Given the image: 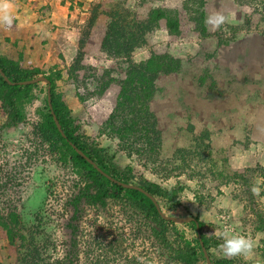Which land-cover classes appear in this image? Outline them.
Returning a JSON list of instances; mask_svg holds the SVG:
<instances>
[{"label": "rangeland", "instance_id": "1", "mask_svg": "<svg viewBox=\"0 0 264 264\" xmlns=\"http://www.w3.org/2000/svg\"><path fill=\"white\" fill-rule=\"evenodd\" d=\"M73 1L72 8L86 18L78 21L77 30L72 29L67 34L66 49L55 69L60 66L58 69L66 72L77 52L81 51L82 62L95 67L96 74L109 71L110 76L116 78L123 77L125 60L105 56L100 50L107 21L103 11L117 3L136 12L138 17L144 16L149 6L155 4L179 11V35H170L162 21L158 31L153 32L147 43L132 55V59L138 61L149 56L151 51L170 52L182 60L179 72L158 80L161 91L151 102V109L158 118L157 126L162 132L161 153L156 156L152 154V159L148 161L133 154L132 161L147 178L163 185L183 187L184 194L179 195L180 205L174 204L172 209H164L165 214L198 215L204 224L205 237L212 245L216 243V247H213L221 254L219 245L222 241L216 233L224 227H231L235 233L251 237L256 244L252 257L248 260L233 258L235 264H264V235L255 230L259 213L264 214V3L260 0H205L206 19L216 12L224 14L227 19L215 31L207 25L210 34L203 37L194 30L188 13L182 8L184 0H156L155 4H141V0ZM97 5H100L98 16L85 36L88 18ZM69 17L63 22L67 29H71L72 24ZM226 24L235 25L237 30L227 44H219L218 35L232 36ZM72 40L74 43H71ZM32 46L43 56L49 54L50 46L57 50L55 44L35 43ZM41 70L47 72L49 69ZM207 72L209 74L205 80L200 81V77ZM85 73L80 71L78 82L73 81L72 88L68 87L65 91L70 94L68 98L75 107L74 114L84 124V131L103 145L113 146L116 140L106 134L100 137L98 132L114 104L118 84L113 81L101 96L87 97L82 101L78 96L94 87V83L85 86L81 82ZM212 78L215 80L214 89L210 88ZM40 85L45 84L40 82ZM38 98L37 109H40L41 95ZM190 125L192 128H189ZM12 127L3 128L0 123L4 138L16 137L17 131L23 129L24 125L19 123ZM203 129L209 132V157L188 161V166H181V157L175 155L176 149L189 147L193 137ZM118 157L126 156L120 152ZM210 158L215 165H211ZM119 160L121 162L122 158ZM216 169L224 170L225 175L231 178L225 179L224 176L219 179L213 174ZM69 170L53 163L48 169L37 170L32 175L21 209L8 213V216L15 214L17 219L12 226V238L0 226L1 264H19V257L25 253L31 256L34 247L39 252L35 260L37 264L64 263V260H60L64 257V249L58 248L56 241L61 240L66 247L67 241L76 235V229L83 231L82 227L89 229L95 226L96 242L92 243L98 245L94 251L102 250L110 245L105 243L110 239L122 241V238L116 239L115 233L118 232L112 228L114 222L127 227L132 240L120 244L123 245L119 246L122 253L114 249V255H109L108 264H179L170 259L165 251L161 252L164 249L155 241L151 230L155 224L142 212L126 209V215L121 212V216L115 207H110L114 201L109 200L103 206L87 200H81L74 206L72 196L59 187L62 177L66 179ZM234 172L245 177L233 175ZM253 189H258V192L254 193ZM184 206L188 209H184ZM176 224L179 230L185 231L186 237L193 236L194 233L184 223ZM77 235L75 238L80 243ZM93 236L94 233L90 237ZM71 243L75 247L73 240ZM128 247L131 254L124 252ZM77 251L80 250L77 248ZM67 264H73L72 260H68ZM200 264L205 263L201 261Z\"/></svg>", "mask_w": 264, "mask_h": 264}, {"label": "trees", "instance_id": "2", "mask_svg": "<svg viewBox=\"0 0 264 264\" xmlns=\"http://www.w3.org/2000/svg\"><path fill=\"white\" fill-rule=\"evenodd\" d=\"M155 1L141 0L140 3L153 2L151 4H155ZM260 2L264 3V0H260ZM204 5L205 0H184L182 5L189 15L188 19L194 24V30L203 37L210 34L205 23ZM99 6L94 8L88 18L85 36L88 35L96 21ZM110 6L103 11L107 21L100 42V50L105 56L125 60V65L122 67L123 77H111L109 71L100 75L96 74L95 67H89L82 62L81 51L77 52L66 72L58 68L49 69L46 72L37 67H27L0 51V68L10 81L29 80L39 74L44 75L50 81L52 110L61 125L64 136L56 127L50 113L46 101V84L43 86L40 83L11 85L0 74V109L5 116L2 127L9 129L15 124L23 123L27 105L36 96L41 95L42 106L37 109L40 120L36 131L48 143L54 162L62 168L71 169L79 176L72 184L74 188H78V191L73 194L71 203L76 206L81 200H87L103 206L109 200L120 204L124 209L138 210L154 222L155 225L151 227V230L155 241L159 242L164 249L161 252L165 251L170 259L179 264H200L201 261L206 264L194 221L184 223L194 233L192 237L188 238L183 229H178L176 223L165 220L159 215L149 197L136 189L124 188L108 179L78 154L69 143L74 144L109 176L143 188L156 199L162 210H167V208L170 210L173 206L180 205L179 195L184 194L183 187L175 184L163 185L147 178L132 161L133 154H136L137 157H144L148 161L152 159L150 157L152 154L156 156L161 153L162 132L157 126L158 118L156 112L151 109V102L161 91L158 80L161 77L173 75L182 68L181 58L170 52L151 51L149 56L138 61L133 60L132 55L137 48L147 43L153 32L158 31L162 21L170 35H179L181 32L179 11L162 4H155L149 6L144 16L138 17L136 12L133 13L120 3ZM225 27L232 31V36L218 35L219 44H227L234 38V31L237 30L233 24H226ZM80 71L86 72L81 81L85 86L88 83H94L92 90H86L84 95L78 96L82 101L87 97L101 96L113 81L118 84L114 104L98 132L100 137L106 134L112 140H116L113 146L111 144L103 145L96 138L88 135L84 131V124L74 114L75 107L71 104V100L68 98L70 94L66 93L65 89L72 88L73 81H77L80 76ZM208 74V72L204 73L200 77V81H204ZM214 87L215 80L212 78L210 88L214 89ZM70 88L69 90H71ZM189 128L192 126L190 125ZM209 147V132L203 129L198 136L193 137L189 147L177 148L175 155L179 154L181 157V166H188V161L204 160L209 157ZM120 152L126 157H118ZM203 154H207V156L202 157ZM119 158H122L121 162ZM209 160L211 165H215L212 158ZM213 174H216L219 179L224 176L225 179L231 178L225 175L224 170L221 169H216V173L214 171ZM233 175L240 178L245 177V175L236 172ZM184 209H188V207L184 206ZM192 216L199 224L201 239L209 254L211 264H235L233 258L224 257L216 251V248L213 247H216V243L212 245L204 235L203 222L198 215L192 214ZM16 220L15 214H10L7 218L0 216V226L10 238H12V226ZM258 220L259 223L255 230L261 231L264 235V214L259 213ZM21 239L23 240L24 237L21 236ZM33 252L30 253L31 256L28 253L21 255L19 264H37L35 260L39 257V252L35 247Z\"/></svg>", "mask_w": 264, "mask_h": 264}, {"label": "built area", "instance_id": "3", "mask_svg": "<svg viewBox=\"0 0 264 264\" xmlns=\"http://www.w3.org/2000/svg\"><path fill=\"white\" fill-rule=\"evenodd\" d=\"M38 102L39 98L36 96L26 107L24 122L21 123L24 128H19L16 137L13 135L6 139L3 137L4 131L0 130V214L3 217H7L9 212H17L21 209L35 171L43 168L48 169L55 163L48 143L36 131V126L40 120V115L37 113ZM69 171V174L65 175L66 179L64 176L62 177V184L59 187L67 191L68 196H73L77 193L78 188H74L72 184L79 176L72 170ZM110 207H115L119 214L122 212L126 215L124 212L126 209L120 204L112 203ZM113 225L112 228H116L118 232L115 233L117 234L116 239L119 237L122 238V241L120 239L116 242L111 239L108 240L105 243L110 245L102 248L103 251L101 248L94 251L98 245L92 243L96 240L95 226L89 229L82 227L83 231L80 228L76 229L74 233L77 235L78 232L77 237L80 239V243H77L76 235L67 241L66 247L61 244V240H57V247L64 249V257L60 260H65V262L61 264H67L68 260H72L73 264H108L109 255H114L112 251L114 249L119 251L122 249L119 246H123L120 245L121 243L126 242L127 244L132 240V237L128 236L127 227H123L120 222H114ZM93 233L94 236L90 237ZM71 240L75 242V247H73ZM157 247L158 243L154 248ZM77 248L80 251H77ZM124 252L131 254L130 247L126 248ZM119 253L122 252L119 251Z\"/></svg>", "mask_w": 264, "mask_h": 264}, {"label": "crops", "instance_id": "4", "mask_svg": "<svg viewBox=\"0 0 264 264\" xmlns=\"http://www.w3.org/2000/svg\"><path fill=\"white\" fill-rule=\"evenodd\" d=\"M12 3L13 26L10 29L0 27L1 53L13 60L20 61L27 67L55 69L56 64L60 62V55H63L66 49L67 34L72 29L77 30L78 21L81 19L84 21L86 17H82L75 8H72L75 3L73 0H12ZM68 16H71L69 17L72 23L71 29H67L64 24ZM73 40L71 43H74ZM35 43L55 44L57 50L50 46L49 54L43 56L36 52L35 46H32ZM29 63H33V65ZM0 114L2 115L0 123H3L5 116L1 109ZM35 177L40 178L37 175Z\"/></svg>", "mask_w": 264, "mask_h": 264}, {"label": "clouds", "instance_id": "5", "mask_svg": "<svg viewBox=\"0 0 264 264\" xmlns=\"http://www.w3.org/2000/svg\"><path fill=\"white\" fill-rule=\"evenodd\" d=\"M226 19L224 14L216 12L209 15L205 23L210 27V30L215 31L225 24ZM13 21L12 0H0V27L10 29L13 26ZM253 191L257 193L258 189H253ZM216 236L222 241L219 248L224 257H242L245 260L252 257L256 244L251 237L235 233L231 227H224L216 233Z\"/></svg>", "mask_w": 264, "mask_h": 264}, {"label": "water", "instance_id": "6", "mask_svg": "<svg viewBox=\"0 0 264 264\" xmlns=\"http://www.w3.org/2000/svg\"><path fill=\"white\" fill-rule=\"evenodd\" d=\"M0 74L2 75V77L4 78V80L7 83L11 84V85H13L15 83L20 84V85H25V84H33V83H40V82H43L44 84H46L47 85L46 86V101H47V104H48L50 113H51V115L53 117V120H54V122L56 124V127L58 128V130L60 131V133L64 136L63 130L61 128V125H60L57 117L55 116L54 111L52 110L51 93H50V81L44 75H37V76H35L32 79L24 80V81H20V82H12L3 73V71L1 70V68H0ZM69 143L76 150V152L78 154H80L82 157H84L90 164L93 165L94 168H96L99 172H101L108 179H110L111 181L117 183L118 185H121L124 188L136 189V190L142 192L143 194H145L147 197H149L152 200L153 204L155 205V207H156L159 215L163 219L170 220V221H172L174 223H186V222L194 221L195 222L196 231H197V237H198L199 242H200V245L202 247V253H203V256L205 258L206 264H211V260H210L209 254H208L206 248L204 247V243H203V241L201 239V232H200V229H199V224H198V222L195 220V218L192 215H167V214H165L161 210V208H160L158 202L156 201V199L151 194H149L147 191H145L143 188H141L140 186L134 185V184H129V183H124V182L118 181V180L114 179L113 177L109 176L108 174H106L105 172H103L97 166V164H95L90 158H88L87 156H85V154L81 150H79L74 144H72L71 142H69Z\"/></svg>", "mask_w": 264, "mask_h": 264}]
</instances>
